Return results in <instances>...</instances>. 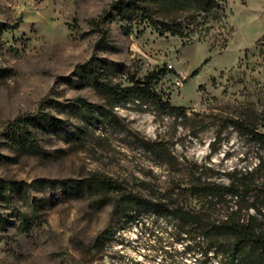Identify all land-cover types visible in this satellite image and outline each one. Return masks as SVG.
I'll return each mask as SVG.
<instances>
[{"label":"rangeland","instance_id":"obj_1","mask_svg":"<svg viewBox=\"0 0 264 264\" xmlns=\"http://www.w3.org/2000/svg\"><path fill=\"white\" fill-rule=\"evenodd\" d=\"M114 1L0 0V264L203 261L170 223L113 217L119 194L36 186L43 179L109 178L205 222L260 208L264 224V142L243 129L264 134V0H215L217 19L158 8L155 21L142 10L102 18ZM172 20L183 38L160 34L155 22ZM162 68L154 88L185 117L140 100L112 108L96 86L128 87ZM37 113L29 127L36 145L7 134L16 117ZM244 175L238 198L227 190L219 201L208 197V185ZM106 228L113 235L104 247H91Z\"/></svg>","mask_w":264,"mask_h":264},{"label":"trees","instance_id":"obj_2","mask_svg":"<svg viewBox=\"0 0 264 264\" xmlns=\"http://www.w3.org/2000/svg\"><path fill=\"white\" fill-rule=\"evenodd\" d=\"M154 8L168 11H188L194 14L206 13L214 19H217L220 14V5L215 0H115L111 5V10L106 11L102 18L106 19L112 12L129 16L142 10L146 13L147 18L155 21L151 15ZM99 22L101 23V21ZM155 23L158 25L161 35L170 33L184 37L183 26L177 20ZM166 70V68L154 70L143 80L131 77V85L124 88L99 84L98 81L96 86L107 93L112 108L118 103L140 100L142 103L153 104L158 111H171L178 117H185L184 108L172 106L154 88V82ZM79 102L85 107L90 106L83 99H80ZM41 117L40 113L20 115L8 124L7 134L18 139L22 138L24 145H36L29 127L40 121ZM243 129L254 141L264 142V134L246 126H243ZM156 153L160 155L161 151L157 149ZM245 180H247V175L242 176L236 183L232 182L229 186L212 184L208 185L205 190L213 202L220 200L224 190L238 198L240 191L248 187ZM9 184L16 185L13 182H9ZM38 185L45 189L58 187L85 189L88 192H100L104 197L117 193L120 195V199L117 204H113V217H126L137 225L143 221L144 216L148 218L153 216L157 220L170 223L176 228L177 241L185 244V251L199 253L204 258L201 264H209L213 257L219 258L218 264H264V224L261 223L260 208L254 207V213L246 219L238 215L241 210L237 208L233 211L235 216H228L223 221L205 222L196 212L189 211L182 206H172L161 201L145 199L133 193H126L115 181L96 175L84 181L43 179L37 182L36 186ZM5 188L0 183V197L3 196ZM5 223L6 220L0 216V225L4 226ZM111 235L113 233L110 228H106L92 241L91 247L103 248Z\"/></svg>","mask_w":264,"mask_h":264},{"label":"built area","instance_id":"obj_3","mask_svg":"<svg viewBox=\"0 0 264 264\" xmlns=\"http://www.w3.org/2000/svg\"><path fill=\"white\" fill-rule=\"evenodd\" d=\"M169 67L171 68V66L169 65ZM180 84H182V83H180Z\"/></svg>","mask_w":264,"mask_h":264}]
</instances>
